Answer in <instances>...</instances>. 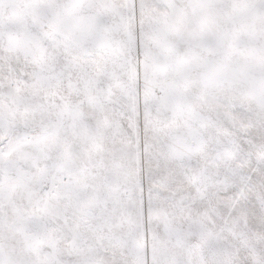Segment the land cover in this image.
Wrapping results in <instances>:
<instances>
[{"label":"snow or ice","instance_id":"snow-or-ice-1","mask_svg":"<svg viewBox=\"0 0 264 264\" xmlns=\"http://www.w3.org/2000/svg\"><path fill=\"white\" fill-rule=\"evenodd\" d=\"M0 264H264V0H0Z\"/></svg>","mask_w":264,"mask_h":264}]
</instances>
